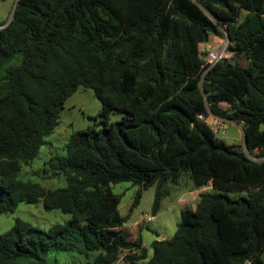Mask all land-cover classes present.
Returning a JSON list of instances; mask_svg holds the SVG:
<instances>
[{"label": "trees", "instance_id": "16d2710c", "mask_svg": "<svg viewBox=\"0 0 264 264\" xmlns=\"http://www.w3.org/2000/svg\"><path fill=\"white\" fill-rule=\"evenodd\" d=\"M241 9L249 13L230 32ZM222 28L248 63L225 57L204 72L199 45L225 37ZM17 55L0 78V214L41 201L69 218L47 230L16 219L0 233V264H46L51 247L98 251L88 264H112L123 249L133 251L127 264H264V0H17L0 28V63ZM78 87L100 100L99 126L72 132L65 154L47 160L65 185L22 180V164ZM199 113L240 123L244 149L216 137ZM186 172L197 187L247 194L200 192L148 257L140 236L119 230L130 212L120 215L111 184L137 186L132 206L155 184V216L163 185Z\"/></svg>", "mask_w": 264, "mask_h": 264}, {"label": "rangeland", "instance_id": "374dc122", "mask_svg": "<svg viewBox=\"0 0 264 264\" xmlns=\"http://www.w3.org/2000/svg\"><path fill=\"white\" fill-rule=\"evenodd\" d=\"M15 0H0V24L8 22ZM249 12L241 9L238 20L229 24V30L232 32L236 25ZM223 42V43H222ZM222 44H227L226 60L240 65H247L248 59L229 49L230 44L223 36L210 35L207 42L199 45L200 54L204 56L203 51L216 49ZM21 56L17 55L12 60L0 63V78L5 72L17 66L20 63ZM220 107L228 109V105L221 103ZM101 110V102L95 96L91 89L78 87L75 92L66 98L64 108L60 113V121L54 131L46 137V142L40 147L38 155L29 163L22 164L19 178L22 180H32L39 182L47 188H58L65 185L63 175L52 176L48 170L47 160L54 155H64L65 146L72 132L82 130L88 126H99L95 116ZM121 114L111 112L109 118L111 121L120 119ZM213 116H209L207 124L215 127L224 125V134H215L216 137L223 139L227 144L238 146L244 149V135L242 125L229 119L221 118L213 121ZM215 117V116H214ZM164 188L168 190V195L161 200L160 208L155 216L151 214V207L154 199L156 185L142 191V196L136 206H132L137 186L130 182L112 183L111 189L115 193L122 194L118 211L120 215H126L130 212L129 218L119 229L128 238L135 239L140 236L142 244L147 248L148 257L152 254L151 243L155 239L170 238L175 233L177 224L181 221V210L184 207H195L198 194L203 191L224 192L230 197L237 198L246 195L247 191L226 190L213 187L210 183L197 187L193 184L189 173H183L178 184L166 182ZM188 194H187V193ZM130 208H132L131 211ZM69 218L68 214L62 213L57 209L46 210L41 201L34 204L25 202L18 203L16 209L11 213L0 214V233L9 230L16 219L30 222L36 227L47 230L51 225L64 224ZM131 254L133 251L123 249L119 253L118 259L112 264H127L123 260L124 254ZM99 255L98 251L78 252L61 250L57 247H51L45 253L46 264H88L93 262ZM264 258V256H263ZM146 260H140L143 263ZM24 264H31L24 262Z\"/></svg>", "mask_w": 264, "mask_h": 264}, {"label": "built area", "instance_id": "2783aa9c", "mask_svg": "<svg viewBox=\"0 0 264 264\" xmlns=\"http://www.w3.org/2000/svg\"><path fill=\"white\" fill-rule=\"evenodd\" d=\"M222 32L224 33L225 38L227 39V32H226L225 28H222ZM226 46H227V44L226 45L222 44V46H219L216 49H209V50H206V52H204V51L202 52V53H204V56L201 55V57L203 59V62H204V64H203L204 72H206L209 68H211L216 62H218L222 58L227 57V55H226V50H227ZM211 115L212 114L210 113L209 116H211ZM209 116L205 117L204 115H202L200 113L197 114V118L199 120H202V121L206 122V123H208L207 120H208ZM212 116H213L212 117L213 121L220 119V117H218V116H215V117H214V115H212ZM210 128L212 129L214 134L223 135L224 132H225L224 131V129H225L224 125H216L215 127L210 126Z\"/></svg>", "mask_w": 264, "mask_h": 264}, {"label": "water", "instance_id": "95a60500", "mask_svg": "<svg viewBox=\"0 0 264 264\" xmlns=\"http://www.w3.org/2000/svg\"><path fill=\"white\" fill-rule=\"evenodd\" d=\"M16 3H17V0H15V2H14L13 9H12V11H11V15H10V18H9L8 22H7L6 24H4V25H1L0 28H1V27H4L5 25H7V24L9 23V21L11 20V18H12V14H13V11H14V8H15V6H16ZM160 240H161V239H160Z\"/></svg>", "mask_w": 264, "mask_h": 264}, {"label": "crops", "instance_id": "0c3cea01", "mask_svg": "<svg viewBox=\"0 0 264 264\" xmlns=\"http://www.w3.org/2000/svg\"><path fill=\"white\" fill-rule=\"evenodd\" d=\"M187 193V192H186ZM188 194V193H187ZM160 239H165V238H163V237H160Z\"/></svg>", "mask_w": 264, "mask_h": 264}]
</instances>
